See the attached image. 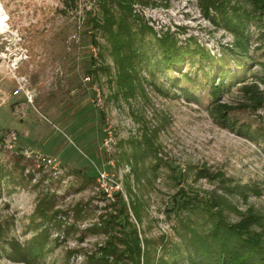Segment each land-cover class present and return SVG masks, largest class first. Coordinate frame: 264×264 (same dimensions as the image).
I'll return each instance as SVG.
<instances>
[{"label":"rangeland","instance_id":"1","mask_svg":"<svg viewBox=\"0 0 264 264\" xmlns=\"http://www.w3.org/2000/svg\"><path fill=\"white\" fill-rule=\"evenodd\" d=\"M129 2L116 47L119 0H0V264H128L132 199L159 263L216 264L221 220L264 246V0Z\"/></svg>","mask_w":264,"mask_h":264},{"label":"trees","instance_id":"2","mask_svg":"<svg viewBox=\"0 0 264 264\" xmlns=\"http://www.w3.org/2000/svg\"><path fill=\"white\" fill-rule=\"evenodd\" d=\"M131 0H119L121 6V16L120 19L115 20L114 13L110 4L104 3L103 5V22L100 21L96 23L97 26L103 27L109 31L110 36H113V40H115V46L122 42L125 38V35H129V23L127 22L128 10L130 9V2ZM116 24V28L114 29V25ZM227 25L232 26V22L228 21ZM149 25L145 23L141 29L148 27ZM148 28H151L149 26ZM173 35L166 31L163 35H161L158 39L162 46L165 48V52L168 54V62L176 64L182 61L183 54L185 51H181V46L178 45V42L172 37ZM121 40V41H120ZM129 42V39L127 40ZM190 51V50H189ZM170 55H175L176 59L174 61L171 59ZM166 59V60H167ZM132 70V68H131ZM133 75L131 72L127 73ZM232 76H238L237 73L232 74ZM134 84H130L125 91V94L131 95L134 91ZM153 146V144H152ZM148 150H152L153 147H147ZM216 203V201H215ZM215 203L212 202L211 206L208 208L211 209L215 206ZM218 206L219 204L216 203ZM130 210L133 211L134 216L137 221H133L132 216L130 215ZM46 218V216H43ZM254 220V219H252ZM247 223L243 224H234L229 225L225 224L222 220L221 223L216 226L215 230L212 233V242L218 244V248H216L215 252L218 254V259L215 260L216 264H264V246L262 244V233L261 232H252L248 230V226L252 224L254 221L249 219L245 220ZM107 225H112L114 227H118V232L114 234L115 238L118 240V243L124 244L125 248L122 249L121 254L125 253L126 260H129L128 264H165L166 261L158 262L156 259H151L154 252H156L153 247L151 246L152 240L143 232L142 226L139 225L143 223L142 215H141V204L140 201L136 199L130 200V208L126 203L123 201V205H121L119 213H112L110 215V219L106 221ZM191 229L192 237H190V241L195 244L198 248L197 251H205L206 254L210 255L211 252V244L208 241L207 237H204L195 229L189 227ZM109 228L105 231H108ZM247 234V236H246ZM108 246L116 247L115 243L107 241ZM143 242V247L141 243ZM36 247L31 246L30 249H39L37 245ZM108 246L103 248V251L108 250ZM151 246V247H150ZM29 252V251H28ZM37 251L35 250V253ZM198 253V252H196ZM108 254V253H107ZM259 255V257H256ZM106 255H103L100 258L92 257L94 264H99ZM210 257V256H209ZM212 259V258H211ZM106 261V259H104Z\"/></svg>","mask_w":264,"mask_h":264},{"label":"bare ground","instance_id":"3","mask_svg":"<svg viewBox=\"0 0 264 264\" xmlns=\"http://www.w3.org/2000/svg\"><path fill=\"white\" fill-rule=\"evenodd\" d=\"M4 19L2 18V11H0V27L4 26L5 21H3Z\"/></svg>","mask_w":264,"mask_h":264},{"label":"built area","instance_id":"4","mask_svg":"<svg viewBox=\"0 0 264 264\" xmlns=\"http://www.w3.org/2000/svg\"><path fill=\"white\" fill-rule=\"evenodd\" d=\"M43 159H46V158H43Z\"/></svg>","mask_w":264,"mask_h":264}]
</instances>
